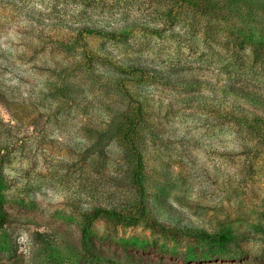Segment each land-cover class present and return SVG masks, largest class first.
Masks as SVG:
<instances>
[{
	"label": "rangeland",
	"instance_id": "1",
	"mask_svg": "<svg viewBox=\"0 0 264 264\" xmlns=\"http://www.w3.org/2000/svg\"><path fill=\"white\" fill-rule=\"evenodd\" d=\"M263 55L264 0H0V264H264Z\"/></svg>",
	"mask_w": 264,
	"mask_h": 264
},
{
	"label": "trees",
	"instance_id": "2",
	"mask_svg": "<svg viewBox=\"0 0 264 264\" xmlns=\"http://www.w3.org/2000/svg\"><path fill=\"white\" fill-rule=\"evenodd\" d=\"M83 32L88 33V34H99V32H97L96 30H91V29H84ZM254 54L256 56L257 55L261 56L258 51H255ZM261 64L264 65V60H261ZM135 182H136V186L138 187V189L142 192L143 191L142 164H141V160L139 157H138V163H137V172L135 174ZM98 216H110V217L116 218L118 221L122 223H126L127 225H134L137 222V218L127 221L125 219H122L120 215L114 212H111V211H108L102 208H95L94 217H98ZM140 217L141 216H139L138 218ZM5 223H6V218L3 215V212H0V228H2ZM200 237L202 240H205L213 244H223L229 241V236L226 234H214V235L201 234Z\"/></svg>",
	"mask_w": 264,
	"mask_h": 264
},
{
	"label": "built area",
	"instance_id": "3",
	"mask_svg": "<svg viewBox=\"0 0 264 264\" xmlns=\"http://www.w3.org/2000/svg\"><path fill=\"white\" fill-rule=\"evenodd\" d=\"M16 243L18 245V249H19V253H22V255L24 257H28L29 256V242H27L26 239H24L23 237H18L16 239Z\"/></svg>",
	"mask_w": 264,
	"mask_h": 264
}]
</instances>
